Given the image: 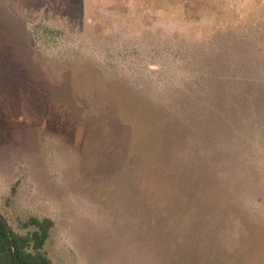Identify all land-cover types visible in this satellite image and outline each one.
Instances as JSON below:
<instances>
[{
  "label": "rangeland",
  "instance_id": "rangeland-1",
  "mask_svg": "<svg viewBox=\"0 0 264 264\" xmlns=\"http://www.w3.org/2000/svg\"><path fill=\"white\" fill-rule=\"evenodd\" d=\"M0 206L52 264H264V0H0Z\"/></svg>",
  "mask_w": 264,
  "mask_h": 264
},
{
  "label": "trees",
  "instance_id": "trees-1",
  "mask_svg": "<svg viewBox=\"0 0 264 264\" xmlns=\"http://www.w3.org/2000/svg\"><path fill=\"white\" fill-rule=\"evenodd\" d=\"M53 226L49 219L29 218L19 223L25 233H16L2 215L0 206V264H52L44 247Z\"/></svg>",
  "mask_w": 264,
  "mask_h": 264
}]
</instances>
